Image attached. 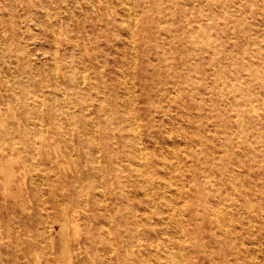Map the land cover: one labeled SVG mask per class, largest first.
I'll return each instance as SVG.
<instances>
[{
    "label": "bare ground",
    "instance_id": "6f19581e",
    "mask_svg": "<svg viewBox=\"0 0 264 264\" xmlns=\"http://www.w3.org/2000/svg\"><path fill=\"white\" fill-rule=\"evenodd\" d=\"M17 1L11 0V7L19 13L22 2ZM31 1L47 7V0ZM246 1L257 20L246 46L241 31V37L232 34L235 26L226 4L221 6L224 27L213 20L217 0H209L203 19L210 23L202 33L197 5L190 9L196 24L183 18L180 7L162 15L173 23L183 21L182 36L185 24L195 26L185 33L194 40L191 46L178 52L188 58L172 59L165 49L155 57L147 53L149 34L164 48L159 16L148 22L138 14L133 20L126 0H73L70 12L76 25L71 40L62 31L61 42L50 37L47 43V52L56 60L57 47L73 42L70 57L61 55L54 67L52 83L37 75L36 70H43L25 46H4L0 39V264H201L199 259L243 264L242 256L252 255L242 235L252 219L244 217L237 183L255 179L257 194L264 185L259 176L264 166L253 164L256 150L264 154V0ZM244 6L238 3L241 14ZM154 10L162 13L163 8L158 4ZM212 27L225 29V43L208 38L206 29ZM49 30L55 31L51 21ZM220 51L226 57L249 53L254 58L256 65L248 70L251 84L246 86L237 73L235 82L221 80V69L217 74L216 68L217 59L223 58L215 54ZM140 56L153 63L143 71L137 92L135 63ZM191 56L194 61L189 63ZM162 58L171 60L159 63ZM178 61L188 70L205 69L214 82L207 83L209 95L199 100L212 102L210 113L223 124L225 142L215 150L209 136L207 159L195 148L199 132L178 122L186 112L161 105L159 116V101L153 98L154 90L164 92L166 85L188 79L184 70H170ZM233 65L249 63L236 58ZM195 94L200 91L195 89ZM146 117L150 121L143 129ZM231 120L237 122L235 132ZM175 123L177 130L169 129ZM161 141L168 155L159 150ZM193 161L202 165L198 176L204 187L205 180L207 185L213 181L210 173L221 179L219 207L209 203L208 191L195 192ZM250 172L255 173L253 180ZM169 174L176 184L172 207ZM261 215L256 224L264 230V203Z\"/></svg>",
    "mask_w": 264,
    "mask_h": 264
},
{
    "label": "rangeland",
    "instance_id": "374dc122",
    "mask_svg": "<svg viewBox=\"0 0 264 264\" xmlns=\"http://www.w3.org/2000/svg\"><path fill=\"white\" fill-rule=\"evenodd\" d=\"M17 1V0H16ZM243 1V5L245 4L242 14L240 13V10L238 8V3ZM17 2H22L19 13H16L14 9L11 7V0H0V39L4 43V46L8 45L10 42H13L14 44H17L19 46L22 44L25 46V48L28 49L32 57L34 58V62L38 66V70H43L41 72H37V75L43 78V80H47L48 83H52L56 79L55 73H56V65L57 63L60 64L61 55L62 57L68 58L71 55L73 42L70 41L68 45L65 47L63 45H60L57 47L58 49V57L56 60H53V57L49 55L47 52V43L51 38H55V40L61 42L60 36L61 32L64 31L66 34V38H71V35L74 34L72 31L73 27L76 25L75 22H73L70 12V6H73V0H47V7L41 8L40 6H37L34 4V1L31 0H18ZM209 0H126L125 6L129 8L130 15L132 16V19L138 15L143 14L146 16L147 21L149 22L153 17H158L161 22L159 23V38L162 40V45H164V48H159L156 45V41L158 37L152 36L149 34V43L150 47L147 49V53L150 55H155L162 49L167 50L171 53L172 59L178 58V59H186L188 56L185 53L179 54V50L182 48L183 52H186L187 47L191 46L190 41H194L191 36H187V32L191 31L193 27L188 24H185V33L184 36H182V27H183V21L180 22H171L169 20H166V18H162V15H169L175 13V8L180 7L182 11L185 12L183 18L188 19L191 21L192 24H196L192 18L193 14L190 13V9H193V6L197 5V9H199L200 14V24L202 25L201 33L205 27L208 26L207 23H210L207 20L203 19L209 9ZM159 4V7L161 6L163 8L162 13H159V11H155L154 8L157 7ZM226 4L229 10V13L231 15V21L230 24L235 26V29H232V34L234 36L240 35V31L242 33V38H240L243 45H248L247 38L249 36H254L255 31L257 28V20L252 15L251 8H250V2L246 0H217L216 4L213 6L212 10L217 13L216 16H213V20L217 21L221 24L222 28L224 27L225 19L223 18L222 13V5ZM122 8V5H120ZM47 15L48 17V23H47ZM191 15V16H190ZM192 17V18H191ZM240 17V18H239ZM75 18V16H74ZM239 18V19H238ZM75 21L76 18L74 19ZM53 23L54 32H50L49 30V22ZM203 22V23H202ZM149 25V24H147ZM63 27V30L62 28ZM224 30H217L216 27L208 28L206 31L208 32V38L214 43L220 41L225 43L224 39ZM6 31V32H5ZM16 31V32H15ZM22 31V32H21ZM3 32V33H2ZM15 32V33H14ZM246 32L248 35H245ZM14 35V36H13ZM227 35H231V32H227ZM245 35V36H244ZM247 37V38H246ZM71 40V39H70ZM200 46L202 47V43L200 42ZM199 46V47H200ZM186 48V50H185ZM196 49V47H195ZM194 49V50H195ZM193 50V51H194ZM191 51V53L194 54V52ZM200 52V51H199ZM200 54H204L201 53ZM216 55H219L221 58L217 59L218 66H217V74L220 73L223 77H221V80L227 79L229 82H235V75L236 73L239 75L240 81L245 82V85L251 84V80L248 74V70H251L254 65H256L254 58L249 53H245L244 57H226L224 55V51H220L219 53H215ZM195 55V54H194ZM209 54L206 55V58L208 59ZM148 57H139L136 60L135 63V72L137 77V92L140 90V86H142V74L143 71H147L151 63L153 61L146 60ZM191 60H188L189 63H192L194 59H192V56L190 57ZM236 58H242L246 62L249 63L248 67H244L243 65H233V62ZM171 59H160L158 60L159 63H168ZM204 62V59H203ZM221 62V64H219ZM55 67V68H54ZM183 63L178 61V63L175 65L173 64V67L170 68L171 71H174L176 69L178 70H184L185 75L188 77L187 80L181 79L180 83L177 84V81H175L173 84H168L165 87V91L161 92L159 90V93L154 90L153 98H158L159 101V116L161 114L160 107L161 105H170L172 107H179V109L183 110V112H186V114H181L178 116V122L183 124L184 126L188 127L191 130H197L199 133L195 136V140L198 139V141L195 144V148L198 150V152H202L205 155H203L204 159L209 158L208 155H206L207 145L209 143V136H211V141L213 144L215 143V150L219 149V143L220 141L225 142L224 135L222 134V131L224 129L223 124H220L215 118L211 116V101L206 102L205 98L204 101L199 100L201 96H208L209 94H205L207 89V83L213 84V79H208L206 76L205 69L197 68L196 71L192 70L190 68L189 70L186 68H182ZM127 70V77L130 79L129 72H132V69L130 71L128 70V65L125 66ZM210 70H208L209 72ZM205 72V73H204ZM196 73V74H195ZM210 76V73H208ZM195 77V83L193 82ZM219 77V75H218ZM59 81L66 83L68 81V78L65 77L61 79L58 77ZM178 79H180L178 77ZM220 79V77H219ZM186 82L185 91L182 88V83ZM156 85V84H155ZM256 86V83L254 84V87ZM195 89H198L200 91L199 95L195 94ZM140 92V91H139ZM159 95V96H158ZM227 96H231L230 93H227ZM216 97L213 96V99ZM71 101L75 104H78V101L76 99H71ZM157 101V102H158ZM162 103V104H160ZM217 104V103H216ZM218 108H222V103L217 104ZM179 110V111H180ZM209 111V112H208ZM264 112V111H263ZM171 114L174 115V111H171ZM148 117V116H147ZM147 117L144 121V127L147 126ZM152 117V116H150ZM149 118V117H148ZM249 121L250 119L247 118ZM143 123V120H142ZM250 124V123H249ZM231 128L235 132L238 130L237 122L234 120H231ZM179 124L175 123L173 124L169 129L177 130ZM253 130V129H252ZM254 129L253 131H255ZM251 132L252 134L256 135L255 133ZM163 132L160 131L159 128V139L161 140ZM201 136L199 137V135ZM146 136V135H145ZM225 144V143H224ZM159 150L165 151L166 155H168V149L163 141L159 144ZM169 150H171L169 148ZM180 150V149H179ZM260 149L256 150L253 156L255 157V161L257 163H253L255 168H260L264 166V154L259 151ZM149 155H151V151L149 152ZM219 154L217 153V156ZM192 165L194 167L193 173L197 177L195 181H193V186L195 188V192L198 193V191H208L209 195L207 198L210 200L209 203L211 205L217 206L218 201L223 196V186L221 185V179L217 177H214L211 173L208 174L210 181L213 180L209 185H207V180H205L206 186L204 187V183L201 182V178H199L198 175L202 174V165L201 163H197V161H193ZM181 166H184L183 160L181 161ZM197 168V169H196ZM166 171H169L166 168H164ZM207 174V173H205ZM254 172H250L249 177L251 180L254 178ZM259 176L262 180H264V171L261 170ZM169 182H171L170 189L167 190V197L169 198L170 207H172L175 203L173 201V190L176 187L175 184V178L173 174H169L168 176ZM255 182V179L253 180ZM254 182L248 183L246 179H242V184H238V187L240 188L239 198L240 202L245 206L244 209V217L246 220L249 217V220L252 219V222H249V224L245 223L244 226L248 225L247 228L242 230V235L244 236L245 243L251 248L252 255L245 254L242 256L243 264H264V230L259 227V225L256 224V218L258 217L259 220L261 219V208L264 203V185L260 187V192L257 194L255 192V184ZM201 199L204 197L202 194L200 195ZM206 198V199H207ZM164 201V199H163ZM168 204V203H167ZM162 205V203H161ZM168 206V205H167ZM252 207V208H251ZM169 211H172L169 208ZM250 212V213H249ZM255 234L256 236L252 235ZM201 264H207L206 260L202 259Z\"/></svg>",
    "mask_w": 264,
    "mask_h": 264
}]
</instances>
